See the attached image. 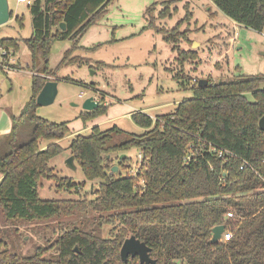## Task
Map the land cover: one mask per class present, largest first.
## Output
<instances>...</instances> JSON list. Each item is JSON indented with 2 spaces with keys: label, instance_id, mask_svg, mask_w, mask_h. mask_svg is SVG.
<instances>
[{
  "label": "trees",
  "instance_id": "1",
  "mask_svg": "<svg viewBox=\"0 0 264 264\" xmlns=\"http://www.w3.org/2000/svg\"><path fill=\"white\" fill-rule=\"evenodd\" d=\"M182 1L164 0L145 10L146 28L163 36L177 53L179 65L199 60L195 50L179 45L191 43L192 32L180 30L192 17L190 2H184V15L173 27L158 21L171 20L176 4ZM112 2L34 0L29 5L32 35L22 41L30 52L31 97L18 116H10V132L0 136V148L6 149H0V218L5 223H33L93 214L97 227L87 229L84 221L71 223L48 247H38L30 256L11 252L0 239V264H140L137 256L121 259L120 248L129 236L146 244L155 264H264V132L258 125L264 117L263 73L218 83L207 78L203 87L198 86L199 80L181 81L192 95L172 112L154 119L141 111L131 114L133 123L143 129L139 134L116 126L102 130L97 125L88 135L76 134L69 150L84 177L81 184L57 178L49 166L50 159L63 151L57 141L70 133L67 123L31 115V139L16 141L17 123L38 107L36 97L44 83L59 81L64 67L86 63V58L75 53L83 48L79 42ZM211 2L238 25L264 32V0ZM15 21L23 27L22 16ZM61 23L66 24L65 30L59 28ZM64 40L70 42L69 48L50 67L53 43ZM18 48L17 39L0 40L4 51L13 54ZM175 77L183 79L179 74ZM79 86L100 93L93 83L80 82ZM99 99L95 109L81 112L78 118L85 123L105 115L110 105ZM42 140L49 142L45 148L40 147ZM209 144L230 155L209 152ZM132 147L139 149L141 157L134 174L128 157L112 158ZM114 165L117 173L111 172ZM42 179L55 181L69 192H78L85 181L99 182L91 191L93 198L45 200L38 194ZM221 224L224 233L233 235L225 243L211 244V230ZM104 225L110 226L107 238L100 230ZM52 249L55 253L45 257Z\"/></svg>",
  "mask_w": 264,
  "mask_h": 264
},
{
  "label": "rangeland",
  "instance_id": "2",
  "mask_svg": "<svg viewBox=\"0 0 264 264\" xmlns=\"http://www.w3.org/2000/svg\"><path fill=\"white\" fill-rule=\"evenodd\" d=\"M163 1L113 0L107 8L106 15L91 27L79 42V46L83 48L75 53L86 58V63L82 66L62 68L59 76L63 78L59 77L57 96L53 103L36 107L34 112L24 116L17 123L16 141L19 144L26 143L32 137L31 115H37L50 122L68 124L70 133L57 141L63 148L62 153L49 161V166L53 168L57 178L70 179L74 184H81L84 181L81 169L74 160L75 169L66 165V160L71 156L69 144L76 134L88 135L92 126L96 125L102 130L116 126L128 133H141L142 129L133 123L130 113L141 111L154 115L173 111L180 101L192 95L188 87L181 86V81L193 82L194 79L210 78L212 82L218 83L241 75L264 74V55L261 54L264 53V32L258 33L246 27H238L235 36L237 45L228 50V55L224 54L233 30L219 32L210 27L204 0H188L192 17L180 28V30L188 28L192 32L189 34L191 43L182 41L180 47L195 50L199 60L185 61L179 65L175 60L177 53L171 49V45L163 36L153 29L146 28V8L155 3L161 4ZM185 1L176 4L177 12L173 14L171 20L164 19L158 21V24L173 27L184 15L182 5ZM7 4L12 16L6 23L0 25V40L17 39L19 48L15 53H11L12 56L4 57L3 50L0 49V134L3 135L10 132L8 116H18L29 100L32 77V73L26 69V65L28 63L30 65V52L22 41L32 35L29 6L17 0H7ZM155 8L161 7L157 5ZM16 16L23 17V27L20 28L15 21ZM224 16L220 13L219 18L224 19ZM201 26L204 28L198 30ZM97 45L100 46L95 47ZM69 46L68 40L53 43L48 61L50 67L58 64L62 53ZM238 46L241 48L237 49ZM99 62L104 65H98ZM175 74H179L183 79H177ZM64 78L78 83L64 81ZM80 82L93 83L100 93L83 89L79 86ZM81 91L86 92V96L79 97ZM88 97H96L97 100L102 97L104 103L110 106L105 115L84 123L78 116L84 112L82 103ZM47 144L48 141L42 140L40 147L45 148ZM0 149L6 150L4 147ZM122 155L128 157L134 174L141 161L139 149L132 147L122 154H113L112 158ZM120 175H125L122 168ZM98 182L85 181L78 192L75 189L69 192L63 186L59 187L55 181L42 179L38 184V194L45 200L77 199L86 195L93 198L91 191L96 189ZM93 216L86 214L33 223L17 221L5 223L0 218V239L11 252L30 256L36 248L48 247L62 231L69 228L71 223L79 224L84 221L87 223V229L97 227ZM109 229V225L100 228L103 237L107 238ZM9 230L13 231L11 235H8L11 232ZM54 253L55 250L52 249L45 257Z\"/></svg>",
  "mask_w": 264,
  "mask_h": 264
},
{
  "label": "water",
  "instance_id": "3",
  "mask_svg": "<svg viewBox=\"0 0 264 264\" xmlns=\"http://www.w3.org/2000/svg\"><path fill=\"white\" fill-rule=\"evenodd\" d=\"M10 18V12L7 4V0H0V25L6 23ZM61 30L66 29V24L61 23L59 25ZM208 84L206 79H200L198 81V86L203 87ZM57 87L58 81L56 80H49L44 83L40 92L36 97V105L37 106H47L53 103L57 96ZM98 106V103L93 100V97L86 98L82 103L83 111H92ZM259 128L264 132V117L259 120ZM124 155H122L123 157ZM73 156H70L66 160V165L72 169H75V165L73 164ZM118 166L114 165L111 167V172L117 173ZM225 231V225H217L212 228V236L210 239L211 244H215L219 242L223 232ZM150 249L146 246L144 242H141L134 236H129L126 238L122 246L120 248V256L123 261L130 257H138L140 264H155V261L152 260L149 256Z\"/></svg>",
  "mask_w": 264,
  "mask_h": 264
},
{
  "label": "crops",
  "instance_id": "4",
  "mask_svg": "<svg viewBox=\"0 0 264 264\" xmlns=\"http://www.w3.org/2000/svg\"><path fill=\"white\" fill-rule=\"evenodd\" d=\"M205 2H204V4H205V6L207 7V11H208V17H209V20H210V22H209V24H210V27L213 29V30H218L219 32H221V31H223V30H233L232 31V36H229V38H228V40H230V42H228V49H227V51H225L224 52V54H227L228 55V50H230L233 46L235 47L237 44H235V42H238V41H236V35H237V29H238V27H243V26H240V25H238L236 22H234L233 20H231V19H229L228 17H226V16H224L225 18L224 19H221V18H219L220 17V12H218V10H217V8L215 7V5L211 2V0H204ZM214 12H217V15H216V17L215 18H213V19H211L210 18V16H211V14L212 13H214ZM195 44V43H194ZM69 48V47H68ZM241 48V46H238L237 47V49H240ZM65 50H67V48L65 49ZM64 50V51H65ZM63 54V53H62ZM262 55H264V53H261ZM3 57H4V55H2ZM11 56H12V54H11ZM15 56V55H14ZM5 59V58H4ZM216 61H218V60H216ZM29 66V63L26 65V69H27V67ZM69 67V66H68ZM28 70V69H27ZM58 77H61V76H59V73H58ZM61 78H63V77H61ZM58 83H59V81H58ZM87 84H89V83H87ZM30 97H31V95H30ZM30 99V98H29ZM29 101V100H28ZM27 101V102H28ZM26 102V103H27ZM25 103V104H26ZM24 104V105H25ZM24 107V106H23ZM22 107V108H23ZM22 110V109H21ZM21 112V111H20ZM170 112H172V111H170ZM169 112V113H170ZM133 113V112H132ZM132 113H130V115L132 114ZM146 114V113H145ZM167 114V113H166ZM147 115H149L151 118H154L155 116H157V115H161V114H154V115H152V114H147ZM11 116V115H10ZM10 116H8V118H9V122H10V125H9V131H10V129H11V125H12V123H11V118H10ZM15 116V115H14ZM93 127V126H92ZM142 131H143V129H142ZM7 134V133H6ZM0 135H3V134H0Z\"/></svg>",
  "mask_w": 264,
  "mask_h": 264
},
{
  "label": "built area",
  "instance_id": "5",
  "mask_svg": "<svg viewBox=\"0 0 264 264\" xmlns=\"http://www.w3.org/2000/svg\"><path fill=\"white\" fill-rule=\"evenodd\" d=\"M17 1L20 2V3H25V4L28 5V6L32 4V2H31L30 0H17ZM2 55H4V56H8V55H11V53H9V52L3 50V54H2ZM193 82H196V80L194 79ZM84 96H86V92L81 91V92L79 93V97H84ZM93 100H94L95 102L98 103V100L96 99V97H93ZM153 119H154V118H153ZM208 147H209V148H208V151H209V152H215V153H217V155H218L219 157H221V156H225V155H227V154L230 155V153H229L227 150L217 149V148L211 146V144H209ZM241 168H242V167H241ZM232 235H233L232 232L224 233V234H222V236H221V238H220L219 241L225 243V242H227V241L232 237Z\"/></svg>",
  "mask_w": 264,
  "mask_h": 264
}]
</instances>
